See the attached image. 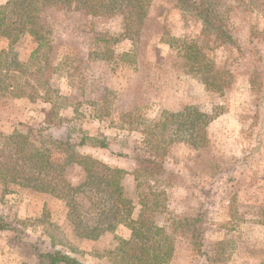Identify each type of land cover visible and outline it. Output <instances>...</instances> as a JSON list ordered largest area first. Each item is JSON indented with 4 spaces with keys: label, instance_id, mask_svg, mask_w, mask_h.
Segmentation results:
<instances>
[{
    "label": "rangeland",
    "instance_id": "obj_1",
    "mask_svg": "<svg viewBox=\"0 0 264 264\" xmlns=\"http://www.w3.org/2000/svg\"><path fill=\"white\" fill-rule=\"evenodd\" d=\"M217 1L232 43L177 0H152L137 35L120 15L52 3L41 13L50 43L30 75L18 79L33 86L20 88L32 99L11 90L0 94V135L38 130L42 110L53 106L64 119L54 135L104 140L107 149L77 150L128 172L123 185L133 216L148 192H163L154 220L174 239L166 264H264V0ZM182 41L197 49L203 74L218 72L221 90L207 89L186 72L176 49ZM9 46L0 37V51ZM34 47L20 39L12 52L28 64ZM186 106L211 118L199 146L176 135V118L162 123L164 113ZM136 159L162 166L153 177H142L141 198ZM65 175L73 185L83 180L77 165ZM0 219L7 227L0 231V264H46L33 248L80 264H127L116 239L125 229L97 240L79 238L64 202L48 194L0 181Z\"/></svg>",
    "mask_w": 264,
    "mask_h": 264
},
{
    "label": "trees",
    "instance_id": "obj_2",
    "mask_svg": "<svg viewBox=\"0 0 264 264\" xmlns=\"http://www.w3.org/2000/svg\"><path fill=\"white\" fill-rule=\"evenodd\" d=\"M60 3L79 4L96 15H120L125 29L138 33L142 21L147 16L152 0H8L0 4V37L9 41V49L0 51V94L11 90L15 97L27 96L21 87L32 89L25 81L18 83L23 75L28 76V69L35 66L37 55L47 47L50 38L42 21L44 7ZM178 5L194 13L207 27L212 29L226 42H233L227 29L226 16L217 0H177ZM20 39L32 40L34 50L29 55V63H20L12 52V45ZM176 47L177 55L182 59L186 72L199 77L207 89L221 90L217 81L218 72L214 74L201 71L197 49L193 45ZM23 85V86H22ZM19 88V90L17 89ZM18 90V92H17ZM43 126L38 130L28 128L25 133L14 130L12 134L0 135V181L4 185H17L32 191L48 194L62 200L67 209V220L74 234L82 239L97 240L107 233L114 234L125 229L124 236L117 237L118 250L125 256L127 264H166L172 257L174 239L165 226L155 223V213L161 208L163 192L150 191L139 204L136 216L135 206L128 196L123 180L128 172L120 167L109 166L89 155H81L78 148L107 149L104 140L81 136L74 141L64 135H54L53 129H60L64 121L58 117L51 106L45 112ZM164 113L162 123L168 117L176 118V135L185 138L194 146H199L203 139L202 131L211 121L194 107L186 106L176 114ZM195 116L193 119L190 117ZM64 128V127H63ZM62 128V129H63ZM66 130V129H63ZM118 157L125 155L118 153ZM134 180L138 198L143 176L153 177L162 166L152 159L137 160ZM77 165L83 173V180L76 185L66 180V170ZM0 219V231L6 229ZM40 263L46 264H80L75 259L59 253L38 252L33 248Z\"/></svg>",
    "mask_w": 264,
    "mask_h": 264
}]
</instances>
